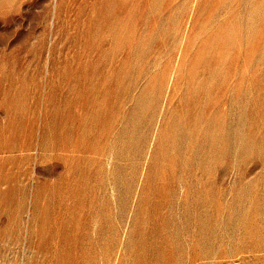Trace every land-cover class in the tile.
Segmentation results:
<instances>
[{"label": "rangeland", "instance_id": "rangeland-1", "mask_svg": "<svg viewBox=\"0 0 264 264\" xmlns=\"http://www.w3.org/2000/svg\"><path fill=\"white\" fill-rule=\"evenodd\" d=\"M0 264H264V0H0Z\"/></svg>", "mask_w": 264, "mask_h": 264}]
</instances>
